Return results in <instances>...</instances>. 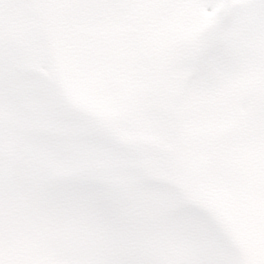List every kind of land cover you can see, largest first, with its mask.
Masks as SVG:
<instances>
[{
    "label": "rangeland",
    "instance_id": "rangeland-1",
    "mask_svg": "<svg viewBox=\"0 0 264 264\" xmlns=\"http://www.w3.org/2000/svg\"><path fill=\"white\" fill-rule=\"evenodd\" d=\"M21 0H0V54H5V56H8L7 54L13 53V51L18 50V52H23V43L28 42L31 38L37 39V37L42 34L41 28L39 29V22L37 19L32 18L33 21H31L30 18H26L27 12L23 10V5L20 2ZM61 4L64 6L66 4L71 3V0H59ZM142 3H145V6H139L135 10V14L131 17L129 20V25L135 28H145L149 29L154 27L155 32H157L155 38L152 37L151 44H152V50L147 51L149 54L156 55L157 56V66L162 65L163 63L164 68L169 67H177L182 60V58H185L188 53H193L195 49L191 46L192 37L194 34L197 33V28L201 29L203 26L207 24V18H206V12L209 8V1L210 0H180L178 6L175 8V13H173V16L170 17V15L162 16L160 18L159 23L156 25V19L154 16H152L149 21L145 20V13L148 9L151 8V5L149 2L151 0H142ZM1 4L3 7H1ZM147 4V5H146ZM262 14H264V10H261L259 12H254L253 18H259ZM74 19H70L68 21V26L65 28L64 21L61 22L56 28H55V39L57 35L58 44L62 46L63 43H69L71 46L77 47L79 42H83L85 39V36H76L75 32L71 29V26H73L74 22L81 21L82 25L89 24L88 31L94 29L93 26V14L90 8H87L86 10H82L80 12L74 13ZM39 20H41V15L38 16ZM67 17V16H66ZM103 18L105 21H108L107 24H110L112 26V23H117L119 25V31L121 34H123V38L118 37L115 38L114 28H108L104 31H98L96 40L94 42H85L81 44L80 46V52L87 51L90 48H93V50H97V48L103 49L104 46H106L109 42H121L123 39H131L133 38V34L130 33L127 30L126 26V18L123 16H120L117 20L115 18V14L111 9H107L104 13V16L102 15L101 18L98 20L95 17V25H100L103 23ZM147 18V17H146ZM65 18L64 20H66ZM143 19L146 21L144 22ZM209 22V21H208ZM3 26V27H2ZM4 26L9 31V35L6 36V34L3 32ZM2 27V29H1ZM96 29V27H95ZM264 31V28H263ZM194 33V34H193ZM240 39L243 40V42H246L247 40L244 39L243 33L240 35ZM236 43L239 42L238 39L234 40ZM27 46V45H26ZM264 47V42L261 45ZM62 48V47H60ZM115 48L117 50V54H119L121 57H118V62L121 63L124 69L126 67L124 66L129 63H133L130 61L129 56L127 55V51L125 50L124 44H115ZM193 50H192V49ZM187 50V54H186ZM130 53H133L132 51ZM190 53V54H191ZM250 59V64H253V61L256 56L251 57L248 56ZM92 59L93 55L90 57L89 63H87V66L92 65ZM123 60V61H122ZM106 64L108 68H112L110 64H116L112 58L106 59ZM124 62V63H123ZM4 67L0 68L1 76L4 77L5 73L7 72L8 67L7 62L0 63ZM84 67H82L81 64H76V70L79 72L83 70ZM105 69H101V72H104ZM221 71V77L225 80H227V83L230 86H235L240 84L238 87L233 88L232 90L225 92L223 97H219L215 99L213 102L216 105H221L223 109H225L226 105L229 103L231 104V109H233L238 102L241 100V97H243L247 92L249 87L246 89V81L247 77H237V72H234L233 70L227 69L225 70L224 67H221L218 71ZM113 72L105 73L106 76H111ZM168 77H171V71L168 73ZM95 76V75H93ZM140 79L144 78V75L141 74ZM102 78H100V81ZM109 80L108 77H104L102 86H108ZM221 81V78L219 79ZM4 82L9 85V90L14 91L15 88L23 94V92L27 87L28 83L22 84V77L19 75L15 76L12 75V77H4ZM100 86V85H99ZM216 85L213 87H209L210 91V98L215 97V92L217 91ZM129 89H127L128 92ZM244 90V91H243ZM138 94V90L131 89L128 92V95L125 98L126 102L130 101V98L132 95ZM91 98H97L98 99V106L100 108H105L109 110L111 113H118L120 114L122 111V104L121 100L119 104L116 100H110V101H103L102 98L98 97L95 89L90 92ZM156 124V122H154ZM91 125V124H90ZM93 126V125H92ZM94 127V126H93ZM130 139L137 142L138 139L140 141H145V143H148V141H152L151 134L144 130L142 131L141 135L132 134L130 136ZM192 229H195V226H193ZM186 230V235L191 237L192 241L195 243V238L192 234L189 233L190 230ZM207 240H204L206 242ZM181 240L176 241V243L171 246L173 248H180L181 247ZM212 248V247H211ZM207 245H201V244H194L192 254H188L185 252L188 257L186 259H190L193 256V262L196 264L197 260L202 258L207 264H223L225 262V256L221 254H217V256H214L210 252H208L210 249ZM184 250V249H183ZM71 252V251H70ZM84 253V252H83ZM80 254V253H79ZM57 257V256H52ZM88 257V256H86ZM58 264H69V262L62 258L58 257ZM70 259H72V263L76 264L78 261L82 260L81 255L74 260V257L69 256ZM185 259H183L184 261ZM102 264H107L104 260H99ZM79 264H84V262H80Z\"/></svg>",
    "mask_w": 264,
    "mask_h": 264
}]
</instances>
